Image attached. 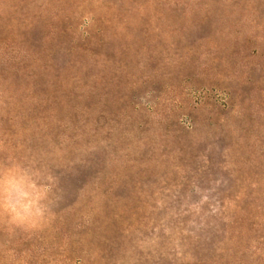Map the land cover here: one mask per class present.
I'll return each mask as SVG.
<instances>
[{
    "label": "rangeland",
    "instance_id": "374dc122",
    "mask_svg": "<svg viewBox=\"0 0 264 264\" xmlns=\"http://www.w3.org/2000/svg\"><path fill=\"white\" fill-rule=\"evenodd\" d=\"M0 264H264V0H0Z\"/></svg>",
    "mask_w": 264,
    "mask_h": 264
},
{
    "label": "clouds",
    "instance_id": "9594fccd",
    "mask_svg": "<svg viewBox=\"0 0 264 264\" xmlns=\"http://www.w3.org/2000/svg\"><path fill=\"white\" fill-rule=\"evenodd\" d=\"M6 186L11 190L13 187H15L18 184H25V178L20 177L17 179H13L11 175H7L5 177ZM39 198V194L37 193L34 196L27 197L26 201L24 203H14L12 200H9L5 204L6 210H11L14 213V219L23 221L27 218V214L31 208L35 206L36 200ZM38 215V211L36 212Z\"/></svg>",
    "mask_w": 264,
    "mask_h": 264
}]
</instances>
